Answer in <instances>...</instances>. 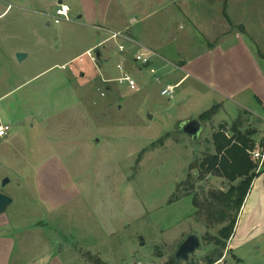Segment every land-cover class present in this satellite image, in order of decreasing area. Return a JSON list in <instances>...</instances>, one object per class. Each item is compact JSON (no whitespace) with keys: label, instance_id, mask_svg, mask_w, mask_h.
<instances>
[{"label":"rangeland","instance_id":"rangeland-1","mask_svg":"<svg viewBox=\"0 0 264 264\" xmlns=\"http://www.w3.org/2000/svg\"><path fill=\"white\" fill-rule=\"evenodd\" d=\"M185 2L191 11L183 14L184 51L197 54L226 33L241 31V24L251 47L264 55V0H229V27L225 13L209 12L213 0ZM55 10L24 17L13 9L0 18V124L13 130L0 139V193L12 199L5 215L13 229L40 230L66 264H171L177 245L196 232L201 250L184 264H204L212 249L205 238L225 224L207 225L193 198L202 203L207 192L239 183L200 167L214 153L211 130L228 133L241 116L244 132L256 127L255 119L190 81L175 88L172 98L162 96L174 79L154 81L135 60L141 74L130 77L137 89L119 83L118 71L105 82L86 56L68 62L87 44L78 41V28L68 32L64 46L53 41L72 26L55 25ZM18 53L26 55L20 63ZM217 103L215 121L225 123L201 122L196 142L173 134L178 121H198ZM222 258L219 264H264V234L231 252L226 247Z\"/></svg>","mask_w":264,"mask_h":264},{"label":"crops","instance_id":"crops-1","mask_svg":"<svg viewBox=\"0 0 264 264\" xmlns=\"http://www.w3.org/2000/svg\"><path fill=\"white\" fill-rule=\"evenodd\" d=\"M228 1L213 0V3L208 4V10L223 17L225 13L229 27ZM59 4L69 7L70 21L63 23H71L72 26L56 33L53 41L64 46L71 37L68 32L78 28L83 32L78 41L87 44L80 55L68 62L93 50L96 57L93 66L103 72L105 82H111L114 71L129 76L140 75L141 68L134 64V56L140 50H149L156 55L148 66L149 70H155L154 81L174 79L175 84L171 86L175 88L190 81L193 88H200L220 100L233 103L247 112L244 116L255 119L254 130L258 132L253 138L255 145L261 142L264 129V55L251 47L241 24L238 25L241 31L226 33L213 46L191 55L189 50L184 51L180 47L184 29L183 14L191 11L185 0H0V18L9 15L13 9L24 17L31 14L48 16L49 11L53 7L56 9ZM156 16H159L158 20L153 21ZM46 26L49 27L50 23L47 22ZM113 33H120L122 37L111 40ZM108 42H113L114 47L122 45L124 49L120 51L107 47ZM62 52L65 50L62 49ZM73 71L85 75L81 69ZM214 106L219 108L221 103ZM215 117L206 124L219 122L215 121ZM211 132L212 139L217 130L212 128ZM221 133L227 138L232 137L230 130L227 133L223 129ZM211 149L213 153V143ZM13 227L5 212L0 214V264H66L61 251H55L40 230L15 231ZM262 234L264 164L241 207L234 233L228 241L227 253Z\"/></svg>","mask_w":264,"mask_h":264},{"label":"trees","instance_id":"trees-1","mask_svg":"<svg viewBox=\"0 0 264 264\" xmlns=\"http://www.w3.org/2000/svg\"><path fill=\"white\" fill-rule=\"evenodd\" d=\"M217 110L218 106L212 107L201 114L198 121H210ZM244 127L245 122L239 116L231 125L232 137L227 138L221 131L214 133L212 136L214 154H208L200 164L203 171L208 174L224 178L231 183L239 180L237 185L231 186L226 192L221 190L207 192L202 203L193 198L196 213L202 212L205 215L207 225L225 224L217 235L205 238V244L211 245L212 249L204 257V264H216L222 259L227 242L234 233L244 200L253 180L258 176L256 166L249 157V152L255 147L253 137L257 132L249 128L242 132ZM92 262L103 264L99 259ZM171 264H174V261Z\"/></svg>","mask_w":264,"mask_h":264},{"label":"built area","instance_id":"built-area-1","mask_svg":"<svg viewBox=\"0 0 264 264\" xmlns=\"http://www.w3.org/2000/svg\"><path fill=\"white\" fill-rule=\"evenodd\" d=\"M69 11L70 10H69V7L67 5L59 4L55 10L54 16L51 17L53 19L54 24L58 25L61 22H69L70 21ZM120 37H122V35L120 33H113V34H111L110 39L116 40ZM118 49L120 51H122L124 49V47L122 45H119ZM144 51L145 52L138 53L134 60L137 62H141L144 66L148 67L151 59L154 58L156 55L149 50H144ZM93 52H94L93 50H90V51L86 52L83 56L88 57L92 63H95L96 57L93 54ZM150 73L155 74V70L150 69ZM117 81L119 83H127L131 89L136 88L134 80H132V78L127 74H123V76L120 77L119 79H117ZM174 90H175V86L167 85L162 89L161 95L162 96H168L169 98H172V96L174 94ZM12 133H13L12 128H10L7 125L0 124V139L7 138ZM249 157H250V160L255 164L256 173L258 174V172H260V170L264 164V129H263V137H262L261 142L256 144L254 149L249 152ZM221 261H219V262H221ZM137 264H142V263H137Z\"/></svg>","mask_w":264,"mask_h":264},{"label":"water","instance_id":"water-1","mask_svg":"<svg viewBox=\"0 0 264 264\" xmlns=\"http://www.w3.org/2000/svg\"><path fill=\"white\" fill-rule=\"evenodd\" d=\"M26 58L25 54H16V60L20 63ZM203 128L199 121L195 119H188L181 121L176 125L175 135H185L196 142L202 132ZM9 180L5 179L2 183L3 186L8 184ZM12 199L2 193H0V214L4 213L11 205ZM201 250V241L196 232L188 234L178 245L173 254L174 264L188 263L189 259L196 252Z\"/></svg>","mask_w":264,"mask_h":264}]
</instances>
